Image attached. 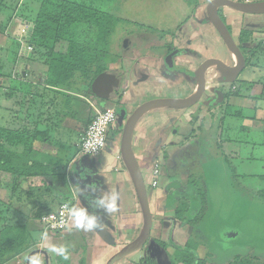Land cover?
<instances>
[{
    "label": "crops",
    "instance_id": "obj_1",
    "mask_svg": "<svg viewBox=\"0 0 264 264\" xmlns=\"http://www.w3.org/2000/svg\"><path fill=\"white\" fill-rule=\"evenodd\" d=\"M209 1L187 0L192 10L190 13L191 8H188L189 13L185 15L181 22V25L183 24L182 28H180L181 25L175 26L176 31L171 32V35L170 27L165 28L161 39L150 45L147 44L139 49L137 45L141 40V36L131 37V41L128 40L129 37H126L125 40L129 42L127 41L123 45L122 55L118 56L115 53L118 57H114L115 64L118 67L121 64L122 71H114L116 69L114 67L117 66L112 65L113 58L110 59L111 63L109 65H107V62L104 65L106 69H104V72L108 71V73L119 79L117 90L119 94L114 92L116 90L113 91V94L118 99L120 98L121 104L127 107L132 106V111L139 104L151 99L185 98L192 95L195 89V80L185 74L173 75L171 73L166 74L167 71H162L161 63L164 52L167 51L168 54L171 47L176 50H187L186 55L177 56L174 62L189 70H195L206 59H216L228 66L233 65V58L229 55L221 38L213 26L205 20V8ZM233 1L263 2L264 0ZM218 14L236 43L238 38L240 42L242 31L250 33L246 40L240 43L245 60L243 71L250 62H253L255 66L261 64L264 69V15L241 14L226 7L220 8ZM20 21L23 20L20 19ZM21 22L14 27L16 29L14 38L16 40L19 37L18 29L22 27ZM24 25L29 24L24 22ZM21 46L23 45L21 44ZM31 53L34 56V48ZM247 54L249 56L252 54L250 61ZM19 56L20 53L11 61L12 65H16V69L19 66H25V70L22 72L23 78L17 80L15 69L12 74L10 73L11 77L0 78V87H3L4 91L3 96L0 97V127L7 130L43 133L42 139L34 147V157L37 160L46 157V160L43 161L47 165L49 164L50 178L46 179L47 184L45 186L39 179L32 181L39 182L44 188H47L51 182L59 181V179L62 182L68 181L69 200L72 201L73 206L85 208L90 214L97 215L103 223L104 229L103 231L84 232L76 229L71 219L66 230L58 233L57 237L55 236L50 240L49 245L45 244L46 249L43 251L38 248L29 250V254L32 251H35V254L29 258L27 253L25 264L27 261L28 264H106L114 253L138 236L142 226L141 214L133 187L118 156L120 138L117 141L115 140L114 143H112L113 141L108 143L101 155L95 158L84 156L79 152L80 134L95 113L108 106L92 93L89 97H83L77 91L65 92L62 89L48 87L45 84L46 68L43 72L38 71L40 67H37L38 62H35V58L32 59V62L19 65L17 59ZM124 70H126L125 73H123ZM243 71L240 72L233 84L226 85L219 82L218 75L214 70L209 69L205 74V88L201 103L198 106L185 110H154L146 113L138 120L132 134V149L141 173H143L145 183L146 180L151 181L153 162L156 159L162 162L158 179L167 178L166 176L170 173L166 168L167 161L163 158L162 152H167L168 147L164 148V146L167 144L169 137L172 136L171 133L175 136L180 135L183 143L185 142L184 139L193 137V141H198L197 143L194 142L196 146L199 144L200 147H205L207 157L202 159L201 167L209 165L223 175L231 176L230 160L236 151L227 148L226 139L223 138L224 132L228 129L224 122L227 117L225 115L227 108H230V110L234 108L233 111H239L240 118L247 117L244 120L246 126H240L239 133L256 134V136L264 135V95L260 94L255 97L250 94L241 95V92L239 93L241 88L236 82ZM142 74L146 75L141 77ZM217 88L222 92L224 100L219 106L208 108L207 103L216 98L213 91ZM261 89L264 90V82ZM193 116L197 118L195 123H192ZM120 127L119 124H116L111 131L115 130L116 133H119ZM249 145L253 147L260 146L264 150V141H258V143L254 141ZM258 160L264 163L263 156ZM64 161H68L69 167L68 165L66 167H68L72 179L68 176L66 178L63 170L65 169ZM201 171L203 172L200 169L199 173ZM178 177L179 175L173 177L174 182H168L169 185H162L165 191H160L159 196L161 199L164 198V203L161 199L159 201L152 199L151 202L149 199L152 225L144 246L148 241H151L149 244L151 253H146L145 257L141 256L139 262L135 263L132 258L144 248L143 246L140 250L116 264H140L147 257L153 259L156 264H171L162 261L159 254L174 256L175 245H181L177 242L179 239L177 235L181 234L184 229H188V233L191 235L194 229L200 227L202 220L210 209L208 204L202 220L197 225L190 227L184 226L183 228V221L177 220L174 213H170L171 210L172 212L176 210L178 204L177 200L174 201V195L171 198L172 200H166L169 198L166 194L169 187L174 189L172 184L178 181ZM200 177L203 178L204 174L203 177L200 174ZM159 180H157L158 184H160ZM202 187L205 188L204 192L208 203L206 183L202 182ZM81 190H83V195H81ZM152 191H154L153 196L156 192L155 190ZM112 193L118 197L115 213L105 214L102 210L90 207L93 198ZM129 199L132 201V205L127 206ZM58 205L50 211H55ZM233 228L228 227L219 231L217 229V237L220 234L225 237L228 231ZM227 239L224 242L229 246L236 243V240ZM168 242H171V244ZM217 242L219 243V241ZM159 243L162 245H159ZM211 244L212 242L209 243V245ZM60 247L67 249L68 259L64 261L62 256L52 251L53 248ZM202 251L203 255L200 254V246H198L196 254L206 263V259L211 254H206L205 247ZM27 258L29 259L27 260ZM171 260L174 264H182L175 263L173 259Z\"/></svg>",
    "mask_w": 264,
    "mask_h": 264
},
{
    "label": "rangeland",
    "instance_id": "obj_2",
    "mask_svg": "<svg viewBox=\"0 0 264 264\" xmlns=\"http://www.w3.org/2000/svg\"><path fill=\"white\" fill-rule=\"evenodd\" d=\"M70 1L87 4L106 13L112 18L114 26L110 39L107 41L108 45H110V53L106 58V62L107 65H109L111 63L110 59L113 58V66H117L114 57L116 58L122 55V45L126 37H129L128 40L131 41V37L141 36V40L137 45L139 49L147 44L150 45L155 41H159L165 28L170 27V35L171 32L176 31L175 26L181 25L185 15L189 13L188 8H191L187 0ZM27 3L28 0H0V70L12 74V71L14 72L15 69L17 80L23 78L22 72L25 70L24 65H22V67L19 66L20 68L18 67L17 69L15 68L16 65H12L11 60L17 57L18 53H20V56L17 58L19 65L32 62V59L35 58V62H38L37 67H40L38 71L43 72L45 68L47 69L46 56L43 50L35 48L33 56L31 52L26 50L25 45L21 46V43L18 42L19 38L17 40L14 38L16 31L14 27L20 24L21 10ZM186 6H188L187 9ZM191 10L192 8L190 9V13ZM22 22V27H24L25 21ZM182 26L183 24L180 28H182ZM18 30L20 34V29ZM29 31L30 29H28V36ZM65 45V43H62L61 49H64ZM115 53H117L118 56H116L117 54ZM166 54L167 51L164 52V58L168 55ZM247 55L250 61L252 54L250 56L249 54ZM164 58L161 63L162 71H167L166 74L171 73L173 75L180 73L179 71H168L164 64ZM172 60L174 62V59ZM174 65L179 70L182 68L181 64L179 65L176 62H174ZM114 68H116L114 71L119 72L121 70V64L119 67L117 66ZM125 72L126 70H124L123 73ZM143 75L145 76L146 74H142L141 77ZM263 82L264 69L262 65L259 64L255 66L253 62H250L236 83L241 88V90L239 89L241 95L250 94L251 96L257 97L260 94L264 95V90L261 89ZM79 90V93L83 95V97L90 96L86 87L79 88ZM114 92L119 94L118 91ZM3 94V87H0V97L3 96ZM117 100L118 98H116L114 94H111L108 100H104V103L108 107L115 106L117 108L118 106L119 108L122 105H119ZM131 109L132 106L127 108L128 114ZM233 109L234 108H231L232 111ZM246 118L227 116L224 121L228 129L224 132L223 138L226 139L227 148L236 151V153H234L235 155H232L230 160L232 169L231 176L227 177L220 171L212 169L209 165H207V167H201V163L203 162L202 159L207 157V150L205 147H200V150L195 144L198 141H193V137L189 136L190 139H184L186 143H183L180 135L177 134L175 136L171 133L172 136L169 137L167 144L164 146V148L168 147L167 152H162L163 158L167 161L166 168L170 173L166 176L167 178L157 179L160 184H158L157 181V187L155 189L150 188L148 186L149 182L146 180V188L150 202L152 199H154V201H159L161 199L159 192L165 191L162 185H169L168 182L170 181L174 182L173 177L177 175H179V177L176 183L180 185L178 188L175 187L174 189L169 187L167 190L168 193L166 194L169 198L166 200H170L174 195V201L176 202L179 198L178 193L181 191L183 192L184 189L188 190L186 193H189V196H191L193 195L192 189L195 190L192 184L197 186L200 180H203L202 182L204 184L206 183L208 189L207 204L208 207H210L209 211L202 220L200 227L194 229L191 235L188 233V229H184L181 234L177 235V238H179L177 242L181 245L188 239L198 243L201 255H203L202 250L203 247H205L206 254H211L210 257H212V259H210V257L207 258L205 264H228L234 261L237 255H241L242 257L250 255L251 257L253 256L252 258L256 257L259 260H264V201L256 195L257 191L264 189V163L258 160L260 157H264V150H262L260 146L253 147L249 145L254 141L257 143L258 141H264V135L256 136V134L248 135L247 133H239L240 126H246L244 124ZM121 130L122 126L120 127L119 133L114 136L110 133L107 144L112 141V143H114L115 140L117 141L121 136ZM63 165L65 167L63 170L65 171L66 178L68 176L72 179L68 171V161H64ZM67 165L68 167H66ZM161 169L162 168H160V170ZM200 169H202L203 172L201 171L199 173ZM200 174L202 177L204 174V177L201 178ZM59 181L51 182L47 188H44L37 181H29L23 178H11L0 173V230L3 227L12 228L13 230L10 231L11 234L15 235L17 238L20 236L22 237V241L17 240L15 242L19 243L20 246H29V248L19 254L18 257L13 255L1 259L0 264H18V261L19 264H23V259L27 253L29 258L35 254V251L29 254V250L38 248L43 251L46 249L45 244L47 243L49 245L50 240L57 235L53 233H44L39 222V217L46 211L54 209L59 202H70L73 206L72 201L69 200L68 181ZM152 190H155L157 194L155 193V195L152 196L154 192ZM161 200L163 203L165 202L164 198ZM129 204L132 205L130 199L129 202H127V206ZM195 207L197 206L191 201V211L185 212L183 215V228L184 226L190 227L188 221L194 218L195 213H193V210ZM174 212L171 210L170 213L172 214ZM236 226L246 234L245 240H236V243H232L229 246V244L222 240L225 239L222 238V234L217 237V229L219 231L220 229L223 230L228 227L235 228ZM217 241H219V243ZM150 242L151 241H148L144 248L137 255L133 256L132 260L135 263L139 262L141 256L146 255V253H151L149 249ZM211 242L212 244L209 245ZM159 256L162 261L164 260L174 264L171 262L173 256H163L161 254H159ZM64 260L65 259H63V261Z\"/></svg>",
    "mask_w": 264,
    "mask_h": 264
},
{
    "label": "trees",
    "instance_id": "obj_3",
    "mask_svg": "<svg viewBox=\"0 0 264 264\" xmlns=\"http://www.w3.org/2000/svg\"><path fill=\"white\" fill-rule=\"evenodd\" d=\"M21 13V19L29 24L28 44L45 53L47 66L45 84L65 92H79V88L86 87L88 94H91V82L104 72L106 58L110 53L107 41L113 31L112 18L87 4L70 0H28ZM249 34L242 31L240 43H243ZM62 43L66 44L64 49H61ZM179 52L182 55L186 50ZM11 76L10 73L0 70V78ZM238 113L239 111L227 108L225 115L240 118ZM195 120L196 117L193 116L192 123ZM111 133L113 136L117 134L115 130ZM41 136L43 137V133L38 131L7 130L0 127V173L16 179H39L45 186L46 179L50 178L49 164L43 161L46 160L45 156L41 160L34 157V147L42 139ZM192 186L195 188L192 189L193 195L189 196L186 189L178 193V205L174 212L177 220H183L185 212L191 211L190 202L193 201L197 207L193 210L194 218L188 221L190 226L197 225L202 220L207 208L201 180L197 186L195 184ZM256 195L264 201V189L257 191ZM48 212L51 211H46L41 216ZM11 230L13 229L10 227H3L0 230V260L13 255L18 256L29 248L28 245L20 246L16 243L17 240L22 241V237L17 238L10 233ZM198 245L189 239L182 245H175L173 261L182 264H205L204 260L197 257ZM252 257L238 255L228 264H264V260ZM140 264L155 262L147 257Z\"/></svg>",
    "mask_w": 264,
    "mask_h": 264
},
{
    "label": "water",
    "instance_id": "obj_4",
    "mask_svg": "<svg viewBox=\"0 0 264 264\" xmlns=\"http://www.w3.org/2000/svg\"><path fill=\"white\" fill-rule=\"evenodd\" d=\"M222 7L229 8L241 14L246 15H264V1L263 2H242L233 0H210L205 8L206 22H209L219 37L221 38L229 55L233 58V65L228 66L223 62L216 59L203 60L196 70L191 71L185 68L180 70L174 66L173 56L175 52H171L164 58V64L168 71H179L188 77L195 80V89L192 95L185 98H156L145 101L135 107L129 114L127 106L121 104L120 98L118 104L122 105L116 108L117 111V123L122 126L121 136L119 139V158L123 167L128 174L131 185L133 187L135 197L139 206L142 226L138 236L131 242L122 246L116 253H114L106 262V264H116L122 259L130 256L136 251L140 250L146 243L150 228L152 225V215L149 208V200L146 184L144 182L140 167L135 158L132 149V134L138 120L146 113L159 109H173V110H185L195 106L202 97V93L205 88V74L209 69L214 70L218 75L220 83L226 85L233 84L241 71L245 67L244 57L238 48L237 44L233 40L226 24L223 22L218 14V10ZM126 41V40H125ZM124 41L123 45L126 44ZM122 45L123 49L124 46ZM119 79L108 73L102 72L97 75L90 85L91 93L99 100H108L114 90H118ZM115 95V94H114ZM216 100H214L209 106L216 107L222 104L224 96L220 90L215 91ZM116 98H118L115 95ZM175 188L179 187L178 183H173ZM246 234H244L237 226L226 234L224 241L231 240H245ZM248 236V235H247ZM249 239V236H248ZM29 258H27L28 260ZM28 264V261L26 262Z\"/></svg>",
    "mask_w": 264,
    "mask_h": 264
},
{
    "label": "built area",
    "instance_id": "obj_5",
    "mask_svg": "<svg viewBox=\"0 0 264 264\" xmlns=\"http://www.w3.org/2000/svg\"><path fill=\"white\" fill-rule=\"evenodd\" d=\"M28 29V25L20 28L18 42L25 45L28 52H32L33 47L27 44ZM116 123L117 111L115 106L105 107L97 111L80 134L78 144L80 154L90 158L101 155L107 146L109 132ZM161 163L162 162L158 159L153 162L151 181L148 185L152 189H155L157 186ZM65 204L71 205L70 202H61L55 211L48 212L41 216L39 222L44 233L58 234L67 228L71 217L67 214V210L64 207Z\"/></svg>",
    "mask_w": 264,
    "mask_h": 264
},
{
    "label": "clouds",
    "instance_id": "obj_6",
    "mask_svg": "<svg viewBox=\"0 0 264 264\" xmlns=\"http://www.w3.org/2000/svg\"><path fill=\"white\" fill-rule=\"evenodd\" d=\"M83 195V190H81ZM117 195L112 193L100 197H95L90 202V207L102 210L105 214L115 213L117 211ZM67 214L71 217L74 227L84 232L103 231V223L95 214H90L87 209L75 207L70 204L64 205ZM52 251L62 256L65 260L68 259L67 249L64 247L53 248Z\"/></svg>",
    "mask_w": 264,
    "mask_h": 264
},
{
    "label": "flooded vegetation",
    "instance_id": "obj_7",
    "mask_svg": "<svg viewBox=\"0 0 264 264\" xmlns=\"http://www.w3.org/2000/svg\"><path fill=\"white\" fill-rule=\"evenodd\" d=\"M235 43H236V42H235ZM236 44H237V46H238L239 49H242V45H241L240 42H239V38H238ZM181 50H182V49H181ZM179 51H180V50H176V49H174V48L171 47V48L169 49V51H168V54H170L171 52H175V55H174L173 58H172V59H175L177 56H180V55H181ZM240 51H241V50H240ZM185 53H187V50H186ZM185 53L182 54V55H183V56L186 55ZM241 53H242V55H244V54H243V50L241 51ZM173 63H174V62H173ZM174 66H175V65H174ZM175 67H176V66H175ZM182 68H184V67H182ZM185 69H186V68H185ZM188 70H189V69H188ZM195 70H196V69H195ZM177 71H178V70H177ZM191 71H194V70H191ZM216 90H219V89L217 88V89H215V90L213 91V92H214V95H215V91H216ZM202 95H203V93H202ZM214 100H216V98H215ZM214 100H213V101H214ZM213 101H212V102H213ZM212 102L207 103V104H208V106H207L208 108L210 107L209 105H210ZM200 103H201V99L199 100V102H198L195 106H198ZM197 146H198V148H200V145H199V144H197ZM200 150H201V148H200Z\"/></svg>",
    "mask_w": 264,
    "mask_h": 264
}]
</instances>
